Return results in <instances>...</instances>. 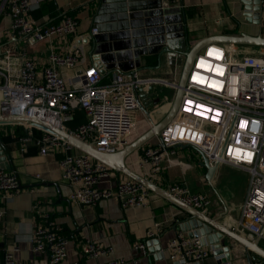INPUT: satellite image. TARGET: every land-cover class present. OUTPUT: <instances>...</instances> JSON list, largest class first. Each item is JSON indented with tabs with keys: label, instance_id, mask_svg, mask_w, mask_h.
<instances>
[{
	"label": "built area",
	"instance_id": "obj_1",
	"mask_svg": "<svg viewBox=\"0 0 264 264\" xmlns=\"http://www.w3.org/2000/svg\"><path fill=\"white\" fill-rule=\"evenodd\" d=\"M39 1L0 0V15L10 22V31L0 42V113L29 116L64 129L91 142L102 153L121 150L137 121L139 89L159 80L142 78L136 71L113 72L104 80L98 64L78 68L85 57L82 41L97 34L98 28L91 26L88 34H78L59 52L52 41L75 34L77 21L68 14H62L56 22L34 18L32 13L40 8ZM40 42H46L48 49L42 67L37 68L38 55L30 48ZM234 51L235 45L210 43L196 53L176 114L142 150L139 161L150 167V174L157 175L163 168L182 163L175 153V145L180 143L203 151L210 164L226 162L244 169L249 185L235 225L250 238L264 241V46L259 47V55L237 57ZM76 107L83 111L85 120L68 129L67 122ZM22 125L27 132L20 137L21 150L32 142L42 155L50 149L62 151L59 166L61 177L69 184V200L87 206L112 197L122 207L146 203L148 189L140 182L114 180L112 168L66 139L44 131L33 138L34 127ZM19 186L15 173L0 168V191L10 195ZM168 193L193 208L206 209L209 205L206 196L189 192L183 184L169 185ZM39 208V204L34 205L37 213ZM3 214L0 207V218ZM159 231L154 224L139 245L155 239ZM31 240L33 250L45 252L49 264L65 259L68 240L58 235L51 222L35 227ZM207 245L200 237L177 232L167 243L166 255L185 264L200 263L213 254ZM107 250L94 240H87L81 247L89 259ZM213 257L215 261L209 264H233L231 259ZM0 264H15L14 249L4 252Z\"/></svg>",
	"mask_w": 264,
	"mask_h": 264
},
{
	"label": "crops",
	"instance_id": "obj_2",
	"mask_svg": "<svg viewBox=\"0 0 264 264\" xmlns=\"http://www.w3.org/2000/svg\"><path fill=\"white\" fill-rule=\"evenodd\" d=\"M45 1H39L40 8L32 13L34 18L50 17L48 21L55 22L51 14L57 11L59 16L68 14L77 21L75 34L52 41V46L59 52H63L78 34H88L91 26L97 25L101 32L96 39L89 37L82 41L85 57L84 62L77 65L78 68L93 63L99 65V59L102 62L121 61V67L125 68L126 49L122 48L134 43L152 46L159 42L162 38L159 33L161 21L166 23L163 25L164 29L174 33L170 39L176 48L162 53L159 59L156 54L140 55L141 68L134 67L140 77L159 81H152L141 88L138 95L140 103L136 113L137 121L128 135V143L157 125L167 115L174 95L170 98L167 90L175 92V87L166 82H176V76L183 65L184 51L210 36L242 32L256 34L259 31V25L244 19L243 4L240 0H161L162 14L156 10L158 0H133L137 8L133 9L128 20L120 9L122 7L118 3L119 0H50L54 6H49L51 11L44 8L45 12H39ZM170 7L173 8L170 10ZM261 29L264 35V21ZM124 30H134V35L127 34ZM8 31L9 19L1 14L0 42L6 39ZM47 49L46 42H40L30 48L38 55L37 68L42 67ZM129 49L133 51V47ZM102 50L109 55L102 57ZM102 64L106 70L115 67L112 65L115 63ZM113 72L106 73L103 79L108 80ZM71 115L67 122L68 129L85 120L83 111L77 107ZM3 127L5 125L0 126V129ZM157 131L141 147L125 157L126 166L167 192L169 185L183 184L189 192L206 196L209 205L206 209H198L200 212H205L214 224L222 225L254 241L256 238H250L235 225L249 185L248 172L221 162L209 182L205 177L206 168L200 154L187 146L175 147L176 157L182 163L163 168L157 175L150 174V167L140 164L139 159L142 150L153 142ZM15 137L14 132H5L3 136V145L16 165L20 186L10 195L0 191V207L4 211L0 218V261L6 250L14 249L15 264H49L45 252L33 250L31 235L38 225L51 222L58 235L68 240L66 257L59 264H97L112 260L121 261L119 264H172L173 260L168 259L166 255V246L177 232H184L180 226L187 219V212L148 188L147 200L143 206L122 207L113 197L100 200L93 206L75 203L69 200V184L61 177L59 160L62 151L50 149L42 155L32 142L26 143L25 150H21L23 144ZM113 177L114 180L131 179L114 170ZM35 204H39L40 213L35 211ZM224 208L226 211L222 214ZM154 224H158L160 228L158 236L151 241L146 240L141 247L139 242L145 239V231ZM212 234L217 236L218 233L214 231ZM222 238L224 246H231L229 253L233 264H246L241 244L227 234H223ZM87 240L98 241L108 250L96 258L89 259L81 252V247ZM158 244L161 249L156 251L155 245ZM258 245L264 249L263 240H259ZM250 253L258 257L252 250ZM225 254L223 251L218 256L224 257ZM213 261L215 259L211 254L199 264H209Z\"/></svg>",
	"mask_w": 264,
	"mask_h": 264
},
{
	"label": "water",
	"instance_id": "obj_3",
	"mask_svg": "<svg viewBox=\"0 0 264 264\" xmlns=\"http://www.w3.org/2000/svg\"><path fill=\"white\" fill-rule=\"evenodd\" d=\"M160 1L161 0H158V6L156 10L158 11L159 14H162L163 11L160 9V6H161ZM240 1L243 4L242 14L244 16V19L249 23L259 25V31L256 34H249V33L242 32L239 34L210 36V37H207V38H204L198 41L187 51H184L183 52V56H184L183 65L181 68L179 78L175 85V92H174L173 99L170 104L167 115L157 125H154L151 129L147 130L141 136H139L132 142L128 143L121 150L115 153L99 152L93 147L91 142H85L83 140H80L64 129L55 128L46 122H43L38 119H34L29 116H14V115L0 113V126L25 124L26 126L34 127L41 131L55 134L61 138L66 139L75 148L88 154L93 159L101 161L107 166H109L110 168H112V170L123 173L129 178L137 182H140L146 188L161 194L162 196L170 200L173 204L182 208L185 212L188 213L187 219L184 220L183 224L180 226L181 230L184 231L183 233L186 234L188 237H200L204 243L211 245L213 249V254L219 255L223 253V251H225L226 254L224 257L226 259H230L229 251L231 250V246L230 245L224 246L225 245L224 238H222L223 234H227L231 238H233L236 242L241 244L242 250L246 257V264H264L263 262L264 261V249L258 245L260 237H257L254 241H250L249 239L241 235H238L231 230H228L222 225L219 226L218 224H214L213 221H211V219L206 216L205 212H200L198 209L184 204L183 202H181L180 200L176 199L171 194H169L167 191L162 190L161 188L157 187L149 179H146L145 177L140 176L136 174L135 172L131 171L124 162V159L126 156H128L130 153H132L133 151L141 147L144 142L150 139L157 130L160 131L161 128H163L171 120V118L176 114L179 103H180V99L182 96L183 87L185 85L187 73L191 67L193 59L196 56V53L199 50H201L205 45L210 44V43H223V44L245 45V46H255V47L264 46V35L262 34V29H261L262 21H264V0H240ZM118 3H120L119 5H121L122 7L120 9L126 14L127 20H128V17L132 13L133 9L137 8L136 5H134L133 0H119ZM172 8L173 7H170V10ZM258 13H260V15ZM94 22H96V18H94ZM164 24L166 23L163 21L160 22L161 26H160L159 33L162 37L161 40L155 44H152V46L151 45L140 46L133 42L134 44L125 46L127 48H122V49H126L125 55H124L125 63H126L125 68L121 67V61L120 62L118 61L108 62L104 59L105 61L102 62L101 59H99L98 69H99V72L102 74V77H104L106 73L109 74L111 71L112 72L113 71L114 72L134 71V67L136 68L140 67V60H139L140 55L156 54L159 59L162 53L170 52L172 49H174L175 47L173 45L174 42L173 40L170 39V37L174 36V33L168 32L167 29H164L163 28ZM94 26L98 28L97 25H94ZM128 27H129V23H128ZM124 32L127 34L132 33L134 35V30H124ZM98 34L100 35L101 32H98L97 34H93L92 37L96 39L97 38L96 36ZM93 44L95 45V43ZM129 47H133V51L129 49ZM103 50H102V53H103ZM118 53H121V52H118ZM107 55H109V53H103L102 57H105ZM102 63H115V64H112V65H115V67L106 70L105 68L102 67L103 66ZM151 89L152 87H150L149 90ZM140 90L141 88L139 89V92ZM155 104H157V101H155ZM159 131H157V133ZM187 146L194 148L200 154L202 163L204 167L206 168L205 177L210 182L219 164L218 161H214L212 164H210L209 158L206 156V154L200 149L195 148L190 144L178 143L175 145V147H187ZM0 168L7 170V171H11V170L13 171L17 169L15 163L13 162L11 156L8 154V151L2 144L1 140H0ZM225 211H226V208H224V210L222 211V214L225 213ZM196 227L198 230H196ZM214 231L218 233L217 236H214L212 234V232ZM219 240H220V243L218 244ZM148 243L149 242L147 241V244ZM160 249L161 247L159 244L155 245L156 251H159ZM250 250L255 252V254H257L258 257H256V255L254 254H251ZM172 264H185V261L182 259L173 260ZM194 264H199V262H194Z\"/></svg>",
	"mask_w": 264,
	"mask_h": 264
},
{
	"label": "trees",
	"instance_id": "obj_4",
	"mask_svg": "<svg viewBox=\"0 0 264 264\" xmlns=\"http://www.w3.org/2000/svg\"><path fill=\"white\" fill-rule=\"evenodd\" d=\"M49 6L51 8H53V3L50 1V0H46L45 3L43 4V7L42 9L39 11V12H45V9L47 11H51V9L49 8ZM69 13V12H68ZM51 17H53V19H55V22L56 21H59L61 16H59V12L55 11L51 14ZM50 19V17H48V20ZM54 22V21H52ZM13 126V125H12ZM11 125H5V127H3V129L1 130L0 129V140L2 141V144H3V136L5 135V132H14V134L16 135V140H18L20 142V137L24 136L26 134V128H24L23 125H17L15 124V126L12 127ZM68 126V125H67ZM13 128H14V131H13ZM31 132H32V135H33V138H36V137H39L40 135H42V131L39 130V129H36V128H32L31 129ZM9 172H13L17 175L16 173V170H11ZM264 262V261H263Z\"/></svg>",
	"mask_w": 264,
	"mask_h": 264
},
{
	"label": "rangeland",
	"instance_id": "obj_5",
	"mask_svg": "<svg viewBox=\"0 0 264 264\" xmlns=\"http://www.w3.org/2000/svg\"><path fill=\"white\" fill-rule=\"evenodd\" d=\"M234 54L237 57H241V56H243L245 54H249V55H259V47H255V46H245V45H235ZM180 72L176 76V80H175L176 82H177V80L179 78ZM167 92H168V96L170 98H172V95L174 94V91L173 90L172 91L171 90H167ZM13 126H15V125H13Z\"/></svg>",
	"mask_w": 264,
	"mask_h": 264
}]
</instances>
